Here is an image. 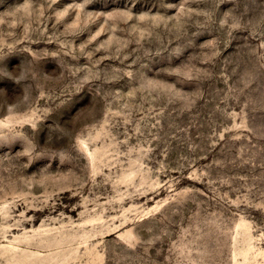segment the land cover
<instances>
[{"label":"rangeland","instance_id":"374dc122","mask_svg":"<svg viewBox=\"0 0 264 264\" xmlns=\"http://www.w3.org/2000/svg\"><path fill=\"white\" fill-rule=\"evenodd\" d=\"M0 264H264V0H0Z\"/></svg>","mask_w":264,"mask_h":264}]
</instances>
